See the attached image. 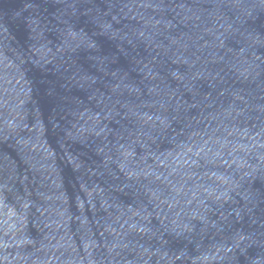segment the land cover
<instances>
[{"label": "water", "instance_id": "obj_1", "mask_svg": "<svg viewBox=\"0 0 264 264\" xmlns=\"http://www.w3.org/2000/svg\"><path fill=\"white\" fill-rule=\"evenodd\" d=\"M0 264H264V0H0Z\"/></svg>", "mask_w": 264, "mask_h": 264}]
</instances>
